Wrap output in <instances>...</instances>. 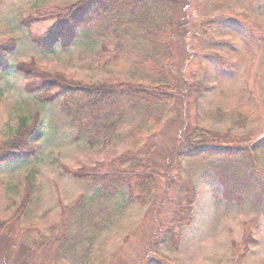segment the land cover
Instances as JSON below:
<instances>
[{
  "label": "rangeland",
  "instance_id": "1",
  "mask_svg": "<svg viewBox=\"0 0 264 264\" xmlns=\"http://www.w3.org/2000/svg\"><path fill=\"white\" fill-rule=\"evenodd\" d=\"M80 1L0 0V42H17L10 69L0 70V142L14 136L21 118L29 128H37L31 137L36 157L0 167V217L26 210L15 239H7L11 247L0 236V252L10 253L9 263L17 259L23 264H144L150 258L164 264H264V147L247 155L250 171L244 177L226 170L204 176V169L197 168L182 193L184 175L178 170L182 111L187 133H196L193 139L204 133L219 144L264 142V0H182L185 14L177 12L169 37L174 59L162 67L170 68L179 91L170 114L163 117L164 126L147 134L138 148L129 145L142 136L94 147L77 140L66 127L61 99L44 102L41 92H28L15 69L25 62L77 82L145 83L148 71L141 70V64L138 75V60L131 56L107 62L120 36L137 37L124 41L125 48H141L143 31L136 26L116 30L108 20L82 31L66 49L57 46L46 52L33 44V34L48 31L57 14H66ZM118 10L130 19V12ZM37 12L45 18L28 28L20 23L21 17L29 22ZM200 85L210 87L204 102ZM198 100L203 108L219 106L242 116L234 122L202 117L199 123ZM123 155L144 162L139 179L129 177L132 185L139 181L133 192L99 198L96 187L74 176L81 168L83 173L110 172L116 164L115 170L131 169L128 163L122 168L116 163ZM150 174L156 177V187L141 203L142 180ZM47 228L74 231L75 253L56 254V245H47V236L40 232Z\"/></svg>",
  "mask_w": 264,
  "mask_h": 264
},
{
  "label": "trees",
  "instance_id": "2",
  "mask_svg": "<svg viewBox=\"0 0 264 264\" xmlns=\"http://www.w3.org/2000/svg\"><path fill=\"white\" fill-rule=\"evenodd\" d=\"M120 7L131 13L129 20L125 19L124 12L118 10ZM177 12L185 14L182 0H82L73 5L66 14H57V22L48 31L31 36L34 45L48 52L57 46L63 49L69 48L80 37L82 31L108 22V20L115 23L116 30L125 28L127 24L136 26L143 31L141 36L143 35L145 41L142 42L141 48H125L124 41H136L137 37L133 35L129 38L120 36L122 39L118 37L121 41L117 42L115 51L110 52L111 56L107 62L112 63V61L125 55L138 60L135 66L137 74L141 64H143L141 70L148 71L146 78L140 76V78L146 80L142 85L127 82L115 84L77 82L64 76L49 74L45 70L25 62L17 63L15 69L23 75L25 79L24 87L28 92H41L39 98L44 102L61 99L62 112L67 122L66 127H69L75 133L77 140L85 139L90 146L94 147L98 143L107 144L111 140V143H113V140H126L129 142L127 136L131 139H133V136L135 138L142 136L143 138L141 137L129 145L132 148H138L142 143V139L147 137V134L149 135L155 128L159 129L164 126L163 117L170 114L172 101L178 94L177 91H179L177 80H174L170 68L162 69L164 63L170 60L172 62L174 59L169 37L175 30L174 19ZM51 14H54V12H51ZM44 18L45 14L37 12L29 22L24 17H21L19 21L24 27L28 28L31 24ZM181 28L182 31H185L183 25L179 27V29ZM16 49L17 42L15 39L0 42V70L2 72H7L10 69V58ZM198 88L200 89L199 98L203 99L204 102L205 95H207L210 87L200 85ZM185 89L188 91V87L185 86ZM179 99L183 100L181 97ZM199 102L200 100H198V109L201 113V116L198 117L199 123L204 120L202 117H207V119L214 116L221 119L228 117L234 122V120L239 121L242 116L239 113L225 112L219 106L203 108L201 102ZM183 103L185 104L186 101L183 100ZM181 110L183 109H180V112ZM184 114L185 112L182 111L180 114L181 120L178 116V121L181 122L179 133L180 129L183 133L179 136L182 147L178 153L180 158L178 170L184 175L181 187L182 193L188 190V177L197 168L204 169V176L212 175V173L226 174L222 173L223 170L231 173L232 176L244 177L247 175L250 171L247 155H255L259 150H262L264 147L262 140L251 145L235 146L234 143L219 144L216 137H205L204 133L193 139V135L196 133L193 135L187 133V119ZM36 129V126L32 129L29 128L25 118H21L14 136L7 137L2 143L0 142V167L18 160H28L36 157L37 144L31 142V137L36 135ZM203 134L204 138H202ZM137 159L136 156L123 155L121 159L116 161L121 168L122 165L128 163L131 169L115 170L118 167L116 164L110 172L83 173L81 168L74 172V176L86 181L89 187H96L97 197L99 198L123 192H133L135 188L139 187V181L132 185L129 177L139 179L138 169L143 168L144 164L142 160ZM173 166V164L170 165V167ZM147 168H149L148 164L146 165ZM142 182L144 197L140 199V202L146 203V200L149 199V193L153 187H156V177L150 174ZM25 211L19 210L8 217H0V236L6 239V243H11L8 240L15 239L18 231L17 224ZM175 212L177 211L175 210ZM74 216L75 213L72 214L71 218H74ZM187 220L189 223L190 220ZM176 221L180 222L181 219ZM180 225L183 227L184 223L180 222ZM47 229H40V232L42 236H47L45 240L47 245L48 243H52V246L56 245V254L59 255L64 251L70 254L75 253L77 234L74 231L69 230L70 233L67 234L68 230L55 232L51 228ZM11 245L12 243L10 247ZM10 257V253L0 252V264L9 263ZM23 263L24 261L14 259L9 264ZM144 264L164 263L150 258Z\"/></svg>",
  "mask_w": 264,
  "mask_h": 264
}]
</instances>
